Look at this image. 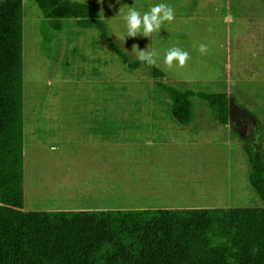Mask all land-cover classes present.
Listing matches in <instances>:
<instances>
[{
    "label": "rangeland",
    "instance_id": "obj_1",
    "mask_svg": "<svg viewBox=\"0 0 264 264\" xmlns=\"http://www.w3.org/2000/svg\"><path fill=\"white\" fill-rule=\"evenodd\" d=\"M72 1L88 5L105 20L111 40L131 58L138 59L134 45L141 51L155 50L166 83L225 93L256 120L258 129L252 132V141L245 132L216 123L207 104L197 98L192 99L194 121L179 125L153 92L147 70L128 71L94 32L80 31L69 21L47 51L40 33L41 12L35 3L24 0L23 167H97L90 149L60 145L52 151L44 140L67 133L74 141L88 134L93 138L88 128L112 126V140L130 144L113 149L111 167L141 168L128 180L161 194L117 196L112 204L95 206L109 210L262 207L249 184L250 165L242 146L247 142L264 153V0ZM160 3L174 9V20L148 37L142 36V30L141 35L127 37L123 17L128 8L123 6H133L143 15ZM200 45L207 46V53L199 52ZM174 47L188 52L185 66L164 64L167 50ZM44 174L43 183L54 185ZM49 195L38 197L36 203L26 196L23 210L94 208L83 196L72 197L79 198L75 206L51 202Z\"/></svg>",
    "mask_w": 264,
    "mask_h": 264
},
{
    "label": "trees",
    "instance_id": "obj_2",
    "mask_svg": "<svg viewBox=\"0 0 264 264\" xmlns=\"http://www.w3.org/2000/svg\"><path fill=\"white\" fill-rule=\"evenodd\" d=\"M23 1L0 0V264H264V153L247 142L242 149L259 208L23 210ZM28 1L41 12L47 51L72 21L106 42L128 71L147 70L153 92L179 125L194 121L193 98L207 104L213 121L228 124L225 93L166 83L162 70L112 41L109 24L88 5Z\"/></svg>",
    "mask_w": 264,
    "mask_h": 264
},
{
    "label": "crops",
    "instance_id": "obj_3",
    "mask_svg": "<svg viewBox=\"0 0 264 264\" xmlns=\"http://www.w3.org/2000/svg\"><path fill=\"white\" fill-rule=\"evenodd\" d=\"M88 129L92 131L93 138H90L88 134V138L74 141L69 138L70 134L67 133L62 138H57V140H53L56 137L54 135L44 141L50 143L48 147L52 151H57L60 145L66 149H70L72 146L90 149V154L96 160L97 167H23L24 200L27 196L33 200V203H36L38 197L41 198L46 194H51L49 195L51 202L57 201L58 203L61 202L60 204L75 205L78 203L79 198L72 199V197L83 196L86 200L85 203L94 205V208L71 209L70 207H57L49 211L109 210L95 205L112 204L113 197L117 196H158L161 194V191L154 192L147 186L139 187V185H134L133 181L128 180L129 177L134 179V173L142 170L141 168L111 167L113 149H118L120 145L125 147L130 142L112 140V126L103 130L93 126ZM41 173H45L44 177L55 184H44ZM66 192L71 193L66 195L64 194ZM59 194L61 195L59 196Z\"/></svg>",
    "mask_w": 264,
    "mask_h": 264
},
{
    "label": "clouds",
    "instance_id": "obj_4",
    "mask_svg": "<svg viewBox=\"0 0 264 264\" xmlns=\"http://www.w3.org/2000/svg\"><path fill=\"white\" fill-rule=\"evenodd\" d=\"M123 7L128 8L127 14L123 17V19L126 21L127 37H136L137 35H141V30L142 36L144 37H148L154 32H160L162 25L165 22L171 23L175 16L174 9L170 5L164 3L152 6L150 10L144 12L143 15L133 6ZM101 16L103 17V12H101ZM133 50L138 52L137 58L141 61V63L147 64L149 67L159 66V57L155 50L141 51L138 50V46L136 45L133 46ZM198 50L201 54H205L207 53L208 48L206 45H200ZM189 59L190 56L188 52L178 47H174L167 50L163 62L169 68L173 67L174 64L179 67H183ZM255 251L256 250L253 249L254 253Z\"/></svg>",
    "mask_w": 264,
    "mask_h": 264
},
{
    "label": "water",
    "instance_id": "obj_5",
    "mask_svg": "<svg viewBox=\"0 0 264 264\" xmlns=\"http://www.w3.org/2000/svg\"><path fill=\"white\" fill-rule=\"evenodd\" d=\"M249 121L255 129H258L256 120L242 107L237 105L235 100L231 97L228 98V125L234 127L238 131V128L243 125L245 128Z\"/></svg>",
    "mask_w": 264,
    "mask_h": 264
},
{
    "label": "flooded vegetation",
    "instance_id": "obj_6",
    "mask_svg": "<svg viewBox=\"0 0 264 264\" xmlns=\"http://www.w3.org/2000/svg\"><path fill=\"white\" fill-rule=\"evenodd\" d=\"M254 130H256L255 127L249 121H247V125H246L245 128L243 127V125H241L238 128V132H240V131L245 132L246 135H249V138H251L252 141L254 140L253 139L254 136H253V133H252Z\"/></svg>",
    "mask_w": 264,
    "mask_h": 264
}]
</instances>
